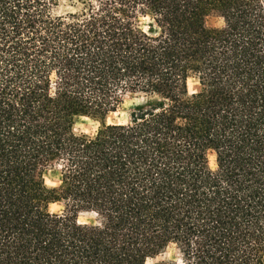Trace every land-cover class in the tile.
Returning <instances> with one entry per match:
<instances>
[{
  "label": "trees",
  "instance_id": "1",
  "mask_svg": "<svg viewBox=\"0 0 264 264\" xmlns=\"http://www.w3.org/2000/svg\"><path fill=\"white\" fill-rule=\"evenodd\" d=\"M59 1L0 0V264H264V0Z\"/></svg>",
  "mask_w": 264,
  "mask_h": 264
},
{
  "label": "rangeland",
  "instance_id": "2",
  "mask_svg": "<svg viewBox=\"0 0 264 264\" xmlns=\"http://www.w3.org/2000/svg\"><path fill=\"white\" fill-rule=\"evenodd\" d=\"M81 6L80 0H60L57 7L58 13H65L68 11H73ZM188 89L189 92H194L199 89V84L196 77L191 76L188 78ZM141 98L137 97H127L123 104L117 109V111L112 112L107 115L106 122H127L130 118V112L134 105L141 101ZM100 120L92 119L88 116H79L75 123L76 131H83L86 133H91L95 131L100 125ZM46 182L49 185H56L58 183V178L56 171L49 170L45 175ZM50 209L52 211H61L63 209V203H52L50 204ZM78 220L82 223H89L95 220V215L87 211H80L78 213ZM178 254L173 246L167 247L163 252H161L156 257L150 258L148 261L150 263L177 259Z\"/></svg>",
  "mask_w": 264,
  "mask_h": 264
}]
</instances>
